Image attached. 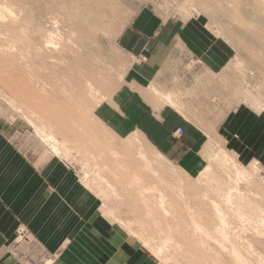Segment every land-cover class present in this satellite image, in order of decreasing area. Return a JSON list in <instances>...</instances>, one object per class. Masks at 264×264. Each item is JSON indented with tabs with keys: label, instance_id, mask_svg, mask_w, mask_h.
Returning <instances> with one entry per match:
<instances>
[{
	"label": "rangeland",
	"instance_id": "1",
	"mask_svg": "<svg viewBox=\"0 0 264 264\" xmlns=\"http://www.w3.org/2000/svg\"><path fill=\"white\" fill-rule=\"evenodd\" d=\"M201 1L0 0V52L3 50L0 53V66L6 64V66L0 67V131L10 140L17 151L30 160H39L44 163L43 161L54 157L63 167L68 169L78 183L89 191L91 197L96 199L98 212L102 218L110 223L113 232L118 235L121 250L130 247L136 253V264H176L177 262L178 264H189V262L190 264L193 262V264H212L213 262L209 259L211 254L208 253L206 247L200 246L199 249L196 247L199 245L194 243L195 240L192 239L194 237L190 232L175 233L172 242L169 243L171 246L164 247L163 254L155 250L157 245L161 243L160 239L163 238L164 234L162 233L164 232L161 233L153 225L147 224V217H143V208L140 207L139 202L135 201L137 198L136 189L134 188V190L133 186L129 184V186L124 184L132 179L128 169H135L140 163L138 160L132 159L134 157L133 151H131L132 157H129L126 152L125 157L128 160L124 159L125 167L122 162L116 161L107 152L111 146L119 148L123 142L133 136H139L138 142L143 144L148 153L157 151L164 157L162 159L164 166L161 169L164 170L163 172H167L165 176L167 190L172 194L182 192L185 197L187 195L188 198L185 200L188 199L187 202L196 212L200 209L197 200L198 194L201 195L206 191L210 196L212 193L214 195L218 183L225 188L226 176L228 174L233 176L234 174L231 172L235 168L241 169L243 173L241 181L243 183L241 182L239 186L242 199L238 194H235L234 198L237 197L238 204L242 203L243 211L245 210L244 212L250 215L252 221H248V218L241 220L236 215L237 204L223 205L225 212L230 210L229 213L226 212L229 223L234 222V224H229L227 229L229 235L232 234L230 236L233 241L237 243L241 241L239 244H245L244 240H246L253 245V248L255 247V251L245 252V256L252 264H256L255 260H260L262 256L264 259V250H262L264 246L259 245L261 243L258 242L260 238H263L264 241V220L263 223L258 222L264 219V149L259 154H242L240 149L236 147V142H227L222 132L227 118L235 111H245L254 115L264 114V37L258 35V33L264 32V0L261 2L260 0H203L207 3L204 5ZM204 7L205 9H203ZM38 29L52 30V35H59L54 37V41H57V44L55 42L54 45L57 47L53 45L48 49L46 48L44 51L46 55L44 54L43 57L38 56L39 53L35 50V44L31 38V35ZM251 33H255V36ZM245 34L251 35V38H248L247 35L246 37ZM143 56L146 57L147 61L142 59ZM88 57L91 58V62H89L90 58L88 59ZM151 61L156 63V66L150 72L153 64ZM91 66L93 67L91 68ZM75 67L80 70L77 69L79 71L77 74ZM147 73L150 74V79H146L144 76ZM151 74H153L152 77ZM83 75H87L86 77L89 75L88 78H91L89 82L92 81L93 86L97 85L98 94L101 97L96 95L94 99L91 95V97L88 96L87 88L85 89L86 85H84L85 79L88 78ZM54 76L57 79H54ZM147 76L149 75L147 74ZM21 78L27 82V85L24 83L25 89L24 86H19L24 85ZM94 78L101 82H96ZM44 79L46 80L44 81ZM51 79L55 81H51ZM8 81L11 83L9 84ZM35 83L37 85H34ZM51 83L55 84L54 87ZM57 84L64 85L67 90L64 89L62 92L63 89H60L59 91L61 87ZM4 85H8V87ZM12 86H15L13 88L16 89V92L18 89V94L31 96L16 95ZM32 86H36L41 94L36 92L35 87L33 89ZM41 87H44V90ZM6 88L13 90L19 100L25 99L23 102H27L26 105L23 102L19 104L22 100L17 101L16 96H13V99V92ZM58 91L64 93L65 96ZM79 91L80 93H78ZM7 93H10L9 96ZM33 95L34 98H32ZM68 95L70 99L67 98ZM130 96H136L137 102L140 100L141 104L146 99L149 101L153 99L154 107L158 104H164L170 108V111L178 112L187 121L186 124L190 127V135L193 138L198 135V129L201 131L199 132L200 136H197V141L200 139V146L191 151H186L180 141L176 140L175 148L169 153H164L154 147L136 126V122L133 121L134 115L132 116L127 107L124 106ZM168 97L176 102L174 107L168 103ZM8 100L16 102L12 103ZM97 100L99 103L96 102ZM32 102H35V105L38 103L42 107L44 103L45 108H43L45 110L41 106H35ZM22 103L23 105H21ZM27 104H32L31 108L29 107L31 110L23 107ZM80 104L81 107H79ZM33 105L37 108H34ZM70 108L71 113H68ZM29 111L36 112L31 114ZM41 116L44 117L43 120L51 116L47 120L48 123L51 122L54 128H48L41 124L39 121ZM74 117L77 122L73 119L76 125L71 120ZM86 118L90 121L87 122ZM28 120L33 121L32 123L37 125L38 130ZM47 120L44 121L47 122ZM89 126L93 130H89L91 129ZM41 130L57 136L58 146L62 148L58 153L51 151L48 142L44 141L40 135ZM80 130L85 131V133L82 134ZM86 131L90 136L86 134ZM85 135L86 138L88 137L87 139H85ZM59 138L66 140L67 143L64 142V144L66 149L68 148L67 152L60 145L61 139L59 140ZM89 138L96 140L94 142V139ZM84 140H90L97 148L89 141ZM82 144H84V148ZM87 146L93 157L90 155L88 157L83 156L84 153L78 151L82 149L86 153L88 151L85 150L88 148ZM102 152L106 154L103 155L104 157ZM97 153L99 157L96 155ZM95 157L98 158L97 163L99 162L101 163L100 166L104 165L105 167L104 170V167H101V174L112 184L114 183L112 189L122 191L121 194L118 191L113 194L103 192L105 184L94 173L96 172V167H93L94 161L97 159ZM232 162L236 164L234 167L231 166ZM122 168H125L124 173ZM111 171H114L115 174H122L117 179L120 182L113 178L115 176L110 175L112 174ZM123 175L124 177H122ZM204 177H206L207 182L203 181ZM170 185L176 186L172 188ZM122 186L125 187L124 191ZM105 188L110 189L107 186ZM135 204L140 207H138V212L133 207ZM168 221L172 225L173 221L171 219ZM162 223L164 225V222ZM254 226H260L262 229L259 228V230L261 231L256 232ZM151 230L152 233H150ZM174 242L177 244L180 242V250L176 248ZM124 252L122 251L121 254L125 255ZM203 255L204 258H202ZM52 257L53 255L47 252L28 228L21 223L14 228L9 240L0 248V262L6 261L5 264H8L7 261L12 264H50ZM224 257L225 259H223ZM221 258L223 261L227 260L224 255ZM204 259H208L209 262L205 263L206 260L204 261Z\"/></svg>",
	"mask_w": 264,
	"mask_h": 264
},
{
	"label": "crops",
	"instance_id": "2",
	"mask_svg": "<svg viewBox=\"0 0 264 264\" xmlns=\"http://www.w3.org/2000/svg\"><path fill=\"white\" fill-rule=\"evenodd\" d=\"M139 101L130 96L124 106L154 147L169 153L176 140L186 151L200 146L201 131L193 138L178 112L164 104L154 107L153 99ZM178 127L183 131L179 136L174 134ZM222 132L227 142H236L240 153L259 154L264 149V114L235 111ZM43 162L22 155L0 131V248L21 223L53 255L50 264H136V253L130 247L121 250L118 235L99 214L89 191L56 158Z\"/></svg>",
	"mask_w": 264,
	"mask_h": 264
},
{
	"label": "bare ground",
	"instance_id": "3",
	"mask_svg": "<svg viewBox=\"0 0 264 264\" xmlns=\"http://www.w3.org/2000/svg\"><path fill=\"white\" fill-rule=\"evenodd\" d=\"M234 1V0H233ZM240 1V0H239ZM254 1V0H253ZM49 2V1H48ZM52 2V1H51ZM50 2V3H51ZM200 2V1H199ZM201 2H203V0L201 1ZM260 2H261V0H260ZM263 2V1H262ZM204 3L205 4H207L205 1L203 2V5H204ZM75 4V3H74ZM239 4H240V2H239ZM201 5V4H200ZM241 5V4H240ZM73 6V5H72ZM202 6V5H201ZM206 6V5H205ZM239 6V5H238ZM238 6H236V7H238ZM64 7V6H63ZM66 7V6H65ZM74 8V7H73ZM238 8H240V7H238ZM75 9V8H74ZM203 9H205V7L203 8ZM237 9V8H236ZM241 9V8H240ZM259 9V8H258ZM70 10V9H69ZM238 11H239V9H237ZM243 10V9H242ZM242 10H240V11H242ZM263 10V9H262ZM75 11V10H74ZM52 13V12H51ZM261 13V12H260ZM2 14V13H1ZM55 14V13H54ZM69 14V13H68ZM242 14V13H241ZM10 15V14H9ZM11 16V15H10ZM2 17V16H1ZM17 17V16H16ZM15 17V18H16ZM68 17V16H67ZM262 17V16H261ZM6 18V17H5ZM30 18V17H29ZM87 18V17H86ZM264 18V17H263ZM39 19V18H38ZM37 20V19H36ZM56 20V19H55ZM3 21V20H2ZM5 21V20H4ZM54 21V20H53ZM264 21V20H263ZM47 23V22H46ZM58 23V22H57ZM73 23V22H72ZM58 25V24H57ZM247 26H249V25H247ZM246 26V27H247ZM72 27V26H71ZM57 28V27H56ZM244 28V27H243ZM54 29V28H53ZM58 29V28H57ZM94 29V28H93ZM246 29V28H245ZM251 29V28H250ZM34 30V29H33ZM98 30V29H97ZM243 30V29H242ZM256 30V29H255ZM254 30V31H255ZM14 31V30H13ZM54 31V30H53ZM57 31V30H56ZM246 31H248V30H246ZM251 31V30H250ZM6 32V31H5ZM30 32H32V31H30ZM34 32V31H33ZM258 32H259V30H258ZM54 33V32H53ZM59 33V32H58ZM248 33V32H247ZM257 33V32H256ZM26 34V33H25ZM29 34V33H28ZM252 34V33H251ZM255 34V33H254ZM254 34H252V35H254ZM58 35V34H57ZM57 35H52V30L51 31H48V30H43V29H38V31H36L33 35H31V38L33 39L32 41H34V44H35V50L39 53L38 54V56H45L46 55V53H44V51L46 50V48L48 49V47H52L54 44H55V42H56V44H57V41H54V39L56 38V37H58ZM73 35V34H72ZM247 34H245V36H246ZM258 35H260V36H263L264 37V32H261L260 34L258 33ZM67 36V35H66ZM71 36V35H70ZM84 36V35H83ZM248 36V38H251V35H247ZM246 36V37H247ZM255 36V35H254ZM253 36V37H254ZM28 37H30V36H28ZM55 37V38H54ZM259 37V36H258ZM30 38V39H31ZM67 38V37H66ZM7 39V38H6ZM68 39V38H67ZM66 39V41H68ZM71 40V39H70ZM69 40V41H70ZM6 41V40H5ZM61 41V40H60ZM63 42V41H62ZM69 43V42H68ZM70 43H72V42H70ZM55 46V45H54ZM67 46V45H66ZM74 46V45H73ZM55 47H57V45L55 46ZM54 48V47H53ZM71 48V47H70ZM86 48V47H85ZM3 49H4V46H3ZM6 49V48H5ZM68 49V48H67ZM74 49V48H73ZM72 49V50H73ZM10 50V49H9ZM55 50V49H54ZM65 50V49H64ZM6 51V50H5ZM4 51V52H5ZM48 52H49V50H47ZM51 51V50H50ZM74 51V50H73ZM72 51V52H73ZM82 51V50H81ZM1 52H3V50L1 51ZM0 52V53H1ZM7 52V51H6ZM64 52V51H63ZM77 52V51H76ZM88 52V51H87ZM51 53V52H50ZM45 54V55H44ZM49 54V53H48ZM50 55V54H49ZM61 55H63V54H61ZM8 56H9V54H8ZM85 56H86V54H85ZM93 56V55H92ZM87 57V56H86ZM91 57V56H90ZM90 57H88V59L90 58ZM8 59V61H10L9 60V58H7ZM47 59V58H46ZM50 59V58H49ZM84 59V58H83ZM86 59V58H85ZM93 59V58H92ZM95 59V58H94ZM45 60V59H44ZM52 60H53V57H52ZM96 60V59H95ZM21 61V60H20ZM49 61V60H48ZM84 61V60H83ZM39 62V61H38ZM50 62H53V61H50ZM54 62H56V61H54ZM53 62V63H54ZM89 62H91V58H90V61ZM95 62V61H94ZM1 63V62H0ZM69 63V62H68ZM84 63V62H83ZM86 63H87V61H86ZM25 64H27V63H25ZM47 64V63H46ZM62 64H64V63H62ZM71 64V63H70ZM94 64V63H93ZM97 64V63H96ZM6 66V64L4 65V64H1V66ZM18 65V64H17ZM50 65V64H49ZM52 65V64H51ZM54 65V64H53ZM52 65V66H53ZM80 65V64H79ZM88 65V64H87ZM99 65V64H98ZM0 66V67H1ZM39 66V65H38ZM62 66H64V65H62ZM75 66V65H74ZM73 66V67H74ZM28 67V66H27ZM36 67V66H35ZM51 67V66H50ZM77 67V66H76ZM75 67V69H76V74L77 73H79V69L78 68H76ZM84 67V66H83ZM93 66H91V68H92ZM4 68V67H3ZM3 68H1V70L3 69ZM24 68V67H23ZM38 68V67H37ZM48 68V67H47ZM53 68V67H52ZM56 68H58V67H56ZM95 68V67H94ZM30 69V68H29ZM50 69V68H49ZM55 69V68H54ZM74 69V68H73ZM79 71H78V70ZM88 69V68H87ZM98 69V68H97ZM102 69V68H101ZM21 70V69H20ZM23 70H25V69H23ZM32 70V69H31ZM30 70V71H31ZM53 70V69H52ZM91 70V69H90ZM3 71V70H2ZM5 71V70H4ZM33 71V70H32ZM41 71V70H40ZM44 71V70H43ZM51 71V70H50ZM67 71V70H66ZM78 71V72H77ZM98 71V70H97ZM103 71V70H102ZM9 72V71H8ZM16 72V71H15ZM26 72V71H25ZM27 72H28V70H27ZM37 72V71H36ZM104 72V71H103ZM23 73V72H22ZM54 73H57V72H54ZM90 73V72H89ZM93 73H94V70H93ZM98 73V72H97ZM3 74V73H2ZM20 74V73H19ZM25 74V73H24ZM37 74V73H36ZM40 74V73H39ZM38 74V75H39ZM52 74V73H51ZM83 74H84V72H83ZM85 74H87V73H85ZM101 74V73H100ZM105 74V73H104ZM1 75V74H0ZM5 75V74H4ZM21 75V74H20ZM43 75V74H42ZM45 75V74H44ZM54 75V74H53ZM57 75V74H56ZM67 75V74H66ZM95 75V74H94ZM102 75V74H101ZM11 76H13V75H11ZM25 76V75H24ZM33 76V75H32ZM35 76V75H34ZM60 76V75H59ZM72 76V75H71ZM84 76V75H83ZM87 76V75H86ZM86 76H84L85 78H88L89 77V75H88V77H86ZM90 76H92V75H90ZM15 77V76H14ZM17 77V76H16ZM42 77V76H41ZM46 77V76H45ZM50 77H51V75H50ZM49 77V78H50ZM82 77V76H81ZM83 77V78H84ZM93 77V76H92ZM100 77V76H99ZM6 78H8V77H6ZM5 78V79H6ZM18 78H20V77H18ZM56 77L54 76V79H55ZM62 79H63V77H61ZM69 78H71V77H69ZM27 79V78H26ZM36 79V78H35ZM52 80L51 79V81H55V80ZM57 79V78H56ZM66 79V78H65ZM91 79V78H90ZM90 79L88 78L87 80L85 79V84L84 85H86L85 86V89L87 88V90H86V92H88V96H92L94 99H95V97H96V95H99L98 93H99V89H97V85L94 87L93 86V84H91V82H89L90 81ZM101 79V78H100ZM102 79H103V76H102ZM15 80H17V79H15ZM21 80H23L22 78H21ZM29 80V79H28ZM42 80V79H41ZM46 79H44V81H45ZM60 80V79H59ZM59 80H58V82H59ZM64 80V79H63ZM62 80V81H63ZM71 80V79H70ZM93 80V79H92ZM94 80H95V78H94ZM38 81H39V79H38ZM49 81V80H48ZM47 81V82H48ZM50 81V82H51ZM83 81H84V79H83ZM96 81V80H95ZM35 82V81H34ZM46 82V83H47ZM49 82V83H50ZM57 82V81H56ZM56 82H54L55 84H56ZM65 82V81H64ZM74 82V81H73ZM96 82H98V81H96ZM101 81H99L98 83H100ZM1 83V82H0ZM8 83H9V81H8ZM7 83V84H8ZM11 83V82H10ZM9 83V84H10ZM17 83V82H16ZM26 84L27 82H24V80H23V84ZM45 83V84H46ZM53 83V82H52ZM51 83V84H52ZM71 83V82H70ZM84 83V82H83ZM93 83V82H92ZM3 84V83H2ZM25 84L24 85H19V86H21V87H23L24 86V89H25ZM40 84V83H39ZM54 84V85H55ZM105 84H106V82H105ZM13 85V84H12ZM27 85V84H26ZM32 85V84H31ZM34 85H37L36 83L34 84ZM53 85V84H52ZM51 85V86H52ZM54 85L52 86V87H54ZM58 85V84H57ZM70 85V84H69ZM72 85V84H71ZM76 85V84H75ZM78 85V84H77ZM80 85V84H79ZM78 85V86H79ZM103 85V84H102ZM4 86H7L8 87V85H4ZM44 86V85H43ZM58 86H60V85H58ZM10 87V86H9ZM13 87H15V86H12V88ZM33 87V86H32ZM35 87V89H36V92L38 91V92H40L37 88H36V86H34ZM34 87H33V89H34ZM55 87H57V86H55ZM61 88H59V91H60V89H63V91L62 92H64V89L65 90H67L66 88H64L65 86L64 85H62V86H60ZM103 87V86H102ZM11 88V87H10ZM10 88H6L7 90H11ZM18 88V87H17ZM27 88H30V87H27ZM26 88V89H27ZM42 88V87H41ZM44 88V87H43ZM42 88V89H43ZM70 88V87H69ZM81 88V87H80ZM83 88V87H82ZM81 88V89H82ZM54 89V88H53ZM53 89H52V91H53ZM57 89V88H56ZM84 89V88H83ZM5 90V89H4ZM13 90H14V88H13ZM13 90H11L12 92H13ZM16 90V89H15ZM14 90V92L16 93V95L18 94L17 92H18V89H17V92ZM31 90H32V88H31ZM44 90V89H43ZM43 90H41L42 92H43ZM55 90V89H54ZM58 90V89H57ZM74 90V89H73ZM20 91V90H19ZM22 91H23V89H22ZM30 91V90H29ZM58 91V92H59ZM76 91V90H75ZM81 91V90H80ZM80 91L78 92V93H80ZM103 91V90H102ZM11 92V93H12ZM14 92L12 93V98H13V96L15 97L16 95L14 94ZM26 92V91H25ZM32 92H33V90H32ZM68 92V91H67ZM77 92V91H76ZM29 94H30V92H28ZM47 93V92H46ZM53 93H55V92H53ZM60 94H64V93H61V92H59ZM58 93V94H59ZM10 94V93H9ZM9 94L7 93V95L9 96ZM14 94V95H13ZM19 94H21V93H19ZM18 94V95H19ZM26 94V93H25ZM32 94V93H31ZM40 94H41V92H40ZM43 94H44V92H43ZM23 94H21V96H22ZM46 95H48V94H46ZM49 95H50V93H49ZM70 95V97H71V94H69ZM69 95L67 96V98L69 97ZM1 96V95H0ZM21 96H19V97H21ZM25 96H29V95H25ZM24 95L22 96V97H25ZM31 96V95H30ZM29 96V97H30ZM37 96H40V95H38L37 94ZM64 96H65V94H64ZM90 96V97H91ZM21 97V98H22ZM29 97H27V98H29ZM44 97H45V95H44ZM62 97V96H61ZM70 97H69V99H70ZM99 97H101L100 95H99ZM164 97V96H163ZM32 98H34V95H33V97ZM42 98H43V96H42ZM41 97H40V99H42ZM57 98V97H56ZM65 98V97H64ZM63 98V99H64ZM66 98V99H67ZM72 98V97H71ZM86 98V97H85ZM104 98V97H103ZM5 99V98H4ZM14 99V98H13ZM15 99H18L17 98V96L15 97ZM36 99V98H35ZM38 99H39V97H38ZM53 99H55V98H53ZM53 99H52V102H53ZM61 99V98H60ZM82 99V98H81ZM84 99V98H83ZM92 99V98H91ZM98 99V98H97ZM102 99V98H101ZM105 99V98H104ZM169 101H168V103H170L171 104V106H175L176 104V102H174L171 98H167ZM20 100H22V99H20ZM19 99L17 100V101H20ZM23 100H25V99H23ZM23 100L22 101H20L19 102V104L21 103V102H23ZM58 100V99H57ZM89 100V99H88ZM100 100V99H99ZM166 100V99H165ZM178 100V99H177ZM6 101V100H5ZM9 101H11V100H8V102ZM30 101H33V100H30ZM62 101V100H61ZM12 102V101H11ZM13 102H16V101H13ZM12 102V103H13ZM43 102H45V101H43ZM55 102V101H54ZM65 102V101H64ZM83 102V101H82ZM85 102H86V100H85ZM97 103H99L98 102V100L96 101ZM95 102V104H97ZM24 103V102H23ZM23 103L21 104V105H23ZM25 103H27V102H25ZM24 103V104H25ZM30 103V102H29ZM33 103V102H32ZM35 103V102H34ZM33 103V104H34ZM74 103V102H73ZM73 103H71V104H73ZM61 104V103H60ZM70 104V105H71ZM86 104V103H85ZM177 104H178V102H177ZM26 105V104H25ZM29 105V106H28ZM32 104H27V106H28V108H27V106H23V107H26V109L28 110L29 109V107L31 106ZM35 105V104H34ZM33 105V107L34 108H37L39 105H38V103H36V105L35 106H37V107H35ZM45 105H47L46 104V102H45ZM51 105V104H50ZM58 105V104H57ZM64 105V104H63ZM67 105V104H66ZM74 106H75V104H73ZM15 106H17V105H15ZM41 106V105H40ZM39 106V107H40ZM55 106V105H54ZM60 106V105H59ZM77 106H79V105H77ZM76 106V107H77ZM178 106V105H177ZM21 107V106H20ZM19 107V108H20ZM43 107L45 108V106H44V103H43ZM42 106H41V108H43ZM79 107H81V104H80V106ZM78 107V108H79ZM18 108V107H17ZM22 108V107H21ZM31 108V107H30ZM43 108V109H44ZM55 108V107H54ZM53 108V109H54ZM51 109V108H50ZM63 109H65V108H63ZM62 109V110H63ZM80 109V108H79ZM29 110H31V109H29ZM33 110H35V109H33ZM40 110V109H39ZM39 110H36V111H39ZM45 110V109H44ZM81 110V109H80ZM83 110V109H82ZM36 111H29V112H31V114L33 113V112H36ZM68 111H70V112H68ZM68 113H71V108H70V110L68 109ZM78 111V110H77ZM84 111V110H83ZM82 111V112H83ZM42 112H45V111H42ZM52 112V111H51ZM81 112V111H80ZM79 112V113H80ZM81 112V113H82ZM85 112H87L86 110H85ZM75 113H76V110H75ZM80 113V114H81ZM77 114V113H76ZM72 115H73V112H72ZM82 115H86V114H82ZM46 117V116H45ZM58 117V116H57ZM89 117V116H88ZM43 118L44 117H39V121L41 122V124H43L44 126H46V127H48V128H50V127H52V125H51V122L50 123H48L49 121V118H51V116L49 117V118H47V119H44V120H47V122H45L44 120H43ZM53 118H55L56 119V117H53ZM28 119V118H27ZM75 120V117L74 118H72L71 120L73 121V123L75 124V122H76V120H75V122H74V120ZM88 118H86V121L88 122V121H90V120H87ZM90 119V118H89ZM61 120V119H60ZM70 120V121H71ZM83 120V119H82ZM29 121V123H31V125L33 124L34 125V127L38 130V128H37V125H35L34 123H32L33 121H30V120H28ZM69 121V122H70ZM78 121V120H77ZM85 121V120H84ZM85 121V122H86ZM68 122V123H69ZM82 122V121H81ZM45 123H46V125H45ZM53 123V122H52ZM77 123V122H76ZM79 123V122H78ZM84 123V122H83ZM54 124V123H53ZM58 125V124H57ZM60 125V124H59ZM76 125V124H75ZM86 125H87V123H86ZM92 125V124H91ZM81 126V125H80ZM85 126V125H84ZM62 127V126H61ZM75 127V126H74ZM90 127V126H89ZM52 128H54V127H52ZM86 128V127H85ZM91 128V127H90ZM73 129V128H72ZM78 129H80L79 127H78ZM77 129V130H78ZM88 129V128H87ZM89 130H93L92 128L91 129H89ZM88 130V131H89ZM95 130V129H94ZM81 131V130H80ZM84 131V130H83ZM88 131H86L87 133L86 134H88ZM71 132V131H70ZM82 132V131H81ZM40 135L42 136V138L44 139V141H46V142H48V144H49V146H50V148L52 149L51 151L53 152V153H58L59 151H60V149H62V148H59V141L57 140V136L55 137V134H53V133H51V132H46L45 130H41L40 131ZM83 133H85V131L84 132H82V134ZM98 133V132H97ZM63 134V133H62ZM65 134V133H64ZM71 134H73V133H71ZM81 134V133H80ZM92 134V133H91ZM76 135V134H75ZM89 136H90V134H88ZM97 135V134H96ZM139 135V134H138ZM62 136V135H61ZM68 136V135H67ZM84 136V135H83ZM101 136V135H100ZM73 137H75V136H73ZM138 137L139 136H133V137H131V138H129V139H127L126 140V142H123V144H121V146L118 148V147H116V148H114V147H112L111 146V148H109V150L107 151L108 152V154H110L111 156H112V158L114 157L115 158V160L116 161H119V162H122L123 164H124V159L126 158L125 157V154H126V152L128 153V156L129 157H132V155H131V151H133L134 152V157L132 158L133 160H138V162L140 163L139 165H137L136 167H135V169H128V166L130 165H128L126 168L128 169V170H130V172H129V175L131 176V180L130 181H127V182H125L124 184L125 185H127V186H133V189L135 188L136 189V195H137V198H135V201H137V202H139L138 204L140 205V207L141 208H143V217H147L146 219H147V224L148 225H150L151 224V226L153 225L154 227H155V229L157 228V230L158 231H161V233H162V231L164 232V233H162V234H164L163 235V238L161 237V243L159 244V245H157V247H156V251L158 252V253H162L163 254V248L164 247H166V246H168V247H170L171 245L169 244V243H171L172 241L171 240H173V236H174V234L175 233H177V234H179V232H181V233H186V232H190L191 233V235H192V237H194V238H192L193 240H195L194 241V243H196V244H198L199 246H196L197 248L198 247H202V248H205L206 247V250L208 251V253H210L211 254V258H209L210 260H211V262H213L212 264H252L251 263V261L245 256V252H248V253H250V252H252V251H255L254 250V248H253V245L249 242V241H246V240H244V243L245 244H239V242H241V241H239L238 243L236 242V241H233V239L231 238V236H232V234H230L229 235V232H228V229H227V227L229 226V220H228V216L226 215V212L227 213H229L228 211H230V210H228V211H226L225 212V210L223 209V205H231L232 206V204H237L236 205V209H235V211H237V216L242 220V219H246L247 220V218H248V221H252V218L250 217V215L248 214V213H246V212H244L243 211V206H241V204H238V201H237V197H235L234 198V195L235 194H238L239 196L241 195L240 193H241V191H240V186H239V184L242 182L243 183V181H241L242 180V175H243V173H242V171H241V169H238V168H235L234 169V171L233 172H231V173H233L234 175L233 176H231V175H229L228 174V176H226L227 177V179H226V181H224L225 182V188L223 187V186H221V185H219V183H218V186H217V191L215 192V194L213 195V193H212V196H210L209 195V193H206V191H205V193H202L201 195H197V200H198V203H199V205H200V209L198 210V212H196L195 211V209L193 208V207H191L190 206V204L187 202V200L188 199H186L185 200V198H188V196L186 195V197L182 194V192L180 193H178V194H172V193H169V191L167 190L168 189V186L165 184V176H166V173L165 172H163L164 170H162L161 169V167L162 166H164V164H163V162H164V160H162L164 157L160 154V153H158L157 151L156 152H149L148 153V151H146L145 150V147L143 146V144H141V143H139L138 141H139V139H138ZM62 138H63V136H62ZM82 138V137H81ZM88 138V137H87ZM86 138V135H85V139H87ZM61 138H59V140H60ZM78 139V138H77ZM83 139V138H82ZM89 139H94V138H89ZM95 140L96 139H94L93 141L95 142ZM84 141H89L90 142V140H84ZM144 141V140H143ZM64 142L65 143H67L66 142V140L65 139H61L60 140V145H62L63 146V149H64V151H66V150H68V148L66 149V147H65V144H64ZM97 142H99L98 140H97ZM96 142V143H97ZM111 142V141H110ZM91 143V142H90ZM92 144V143H91ZM94 144V143H93ZM92 144V145H93ZM100 144V143H99ZM113 144V143H112ZM84 144H82V146H83ZM87 145V144H86ZM85 145V146H86ZM120 145V144H119ZM118 145V146H119ZM89 146H90V144H89ZM94 146V145H93ZM92 146V147H93ZM114 146H116V145H114ZM73 147V146H72ZM88 147V146H87ZM91 147V148H92ZM95 147V146H94ZM103 147V146H102ZM109 147V146H108ZM107 147V148H108ZM81 148V147H80ZM83 148H84V146H83ZM95 148H97V147H95ZM77 149V148H76ZM104 149V148H103ZM81 150V151H80ZM80 150H78L80 153L81 152H83L82 154H83V156L84 155H86L87 157H88V155H90L91 157H93L92 155H91V152L89 151V147L87 148V149H85V150H88V151H86V153H85V151L83 150L82 151V149H80ZM102 150V149H101ZM71 151H73V149H71ZM92 151V150H91ZM98 151V150H97ZM105 151H106V149H105ZM67 152V151H66ZM75 152V151H74ZM96 152V151H95ZM110 152V153H109ZM99 154H100V152H98ZM96 154L97 156L99 155V154ZM106 153V152H105ZM103 155H106V154H104V152H102V156ZM80 156V155H79ZM81 157H82V155H81ZM80 157V158H81ZM90 157V158H91ZM99 157V156H98ZM101 157V156H100ZM104 157V156H103ZM102 157V158H103ZM95 158H97V157H95ZM108 158V157H107ZM111 158V157H110ZM113 158V159H114ZM86 159H88V158H86ZM86 159H84V160H86ZM92 159V158H91ZM127 159V158H126ZM89 160V159H88ZM87 160V161H88ZM97 160H98V158L96 159V161H94L95 163V165L93 166V167H96L95 168V171L96 172H94V173H96V175L97 176H99L102 180H103V183L105 184V187L107 186V187H109L110 189H107V188H105L104 187V191L103 192H109V193H111V194H113L114 192L115 193H117V191L118 190H115V189H112V187H113V184L108 180V179H106V177H104V175L103 174H101V171H102V169H101V167L103 166L104 167V165H101L100 166V164L101 163H97ZM102 160V159H101ZM106 160V159H105ZM108 160H110V159H108ZM115 160H113V161H115ZM128 160V159H127ZM142 160V161H141ZM104 161V160H103ZM224 162H225V160H223ZM86 162V161H85ZM84 162V163H85ZM88 162H90V161H88ZM127 162V161H126ZM125 162V163H126ZM142 162H144V163H142ZM129 163V162H128ZM93 164V163H92ZM99 164V165H98ZM87 165V164H86ZM236 164L235 163H233L232 162V167H234ZM88 166V165H87ZM105 166L107 167V165L105 164ZM130 166H132V164L130 165ZM229 166V165H228ZM102 167V168H103ZM124 167H125V164H124ZM133 168H134V166H133ZM105 169V167L103 168V170ZM125 168H122V171L124 170ZM226 169V168H225ZM227 169H228V167H227ZM92 171V170H91ZM126 171V170H125ZM126 171V172H127ZM103 173H104V171H103ZM110 173H112V174H110V175H113V176H115V177H113L114 179H116V181H117V179H119L118 177H121V175H119L118 173H116L115 174V172L114 171H111ZM123 173H124V171H123ZM165 173V174H164ZM85 174V173H84ZM225 174V173H224ZM128 175V174H127ZM128 175V176H129ZM227 175V174H226ZM122 177H124V175L122 176ZM92 178V177H91ZM109 178V177H108ZM148 180H150V182H148ZM212 180V179H211ZM215 180V179H214ZM94 181V180H93ZM99 181H100V179H99ZM203 181L205 182H207V180H206V177H204L203 178ZM97 182V181H96ZM117 182H120V181H117ZM116 183V182H115ZM101 184H102V182H101ZM129 184V185H128ZM196 184V183H195ZM115 185H117V184H115ZM123 185V184H122ZM124 185V186H125ZM177 185V184H176ZM176 185H170L172 188L174 187V186H176ZM124 186H122L123 188H122V190L123 189H125V187ZM121 187V186H120ZM103 188V187H102ZM132 188V187H131ZM214 188V187H213ZM120 189V188H119ZM134 189V190H135ZM243 189H245V188H243ZM127 190V189H126ZM125 190V191H126ZM133 190V191H134ZM190 190V189H189ZM124 191V190H123ZM211 191V190H210ZM245 191V190H244ZM247 192H248V190H246ZM119 193L120 192H122V191H118ZM128 192V191H127ZM204 192V191H203ZM196 193V192H195ZM194 193V194H195ZM121 194V193H120ZM197 194V193H196ZM125 196H127V195H125ZM192 196V195H191ZM195 196V195H194ZM196 197V196H195ZM194 197V198H195ZM127 198V197H126ZM240 199H242V197L240 196ZM196 200V199H195ZM129 201V200H128ZM185 201V202H184ZM234 201H236V202H234ZM128 203V202H127ZM134 203V202H133ZM190 203H191V201H190ZM130 204V203H129ZM198 205V206H199ZM132 207V206H131ZM134 207V209L137 211V210H139V206H137V204H135V206H133ZM139 207V208H138ZM234 209V208H233ZM138 212V211H137ZM262 213V212H261ZM233 214V213H232ZM263 214V213H262ZM138 215V214H137ZM235 215V214H234ZM249 215V216H248ZM139 216V215H138ZM263 217V216H262ZM169 219H171L173 222L171 223L172 225H170V223H169V221L167 222V220H169ZM238 219V218H237ZM239 219V220H240ZM260 219V218H259ZM144 220V219H143ZM238 220V221H239ZM240 220V221H241ZM264 219H262L261 221L259 220L258 222H262ZM162 222H164V225H162L163 223ZM236 222H237V220H236ZM246 221H244V223H245ZM233 224H234V222H232ZM231 223V224H232ZM240 223V222H239ZM247 223V222H246ZM263 223V222H262ZM230 224V225H231ZM240 224H243L242 222L240 223ZM250 224V223H249ZM255 225V224H254ZM259 225V224H258ZM264 225V224H263ZM262 225V226H263ZM147 227V226H146ZM264 227V226H263ZM149 228V227H148ZM182 228V229H181ZM229 228V227H228ZM232 228H234V227H232ZM239 228V227H238ZM252 228V227H251ZM254 228V230L256 231V232H260L261 230H259V228H260V226L258 227V226H254L253 227ZM181 229V230H180ZM260 229H262V228H260ZM154 230V229H153ZM229 231H231V230H229ZM242 231H243V229H242ZM143 232H144V230H143ZM232 232V231H231ZM245 232V231H244ZM254 232V231H253ZM252 232V233H253ZM264 232V231H263ZM150 233H152V230H151V232ZM158 233V232H157ZM180 233V234H181ZM233 233V232H232ZM139 235H140V233H138ZM155 234V233H154ZM177 234H176V236H177ZM189 234V233H188ZM237 234V233H236ZM245 234V233H244ZM250 234V233H249ZM258 234V233H257ZM261 234V233H260ZM142 235V234H141ZM190 235V234H189ZM235 235V234H234ZM158 236H160V235H158ZM157 236V237H158ZM182 236V235H181ZM148 237V236H147ZM151 237V236H150ZM150 237H148V238H150ZM234 237V236H233ZM253 237V236H252ZM145 238H146V236H145ZM152 238V237H151ZM235 238V237H234ZM248 238V237H247ZM254 238H255V236H254ZM258 238V237H257ZM147 239V238H146ZM158 239V240H159ZM177 239V238H176ZM237 239V238H236ZM239 239V238H238ZM252 239V238H251ZM152 240V239H151ZM154 240V239H153ZM152 240V241H153ZM159 240V241H160ZM240 240V239H239ZM144 241V240H143ZM145 241H147V240H145ZM150 241V240H149ZM171 241V242H170ZM257 241V240H256ZM253 242V241H252ZM255 242V241H254ZM258 242H260L261 244H259V245H261V246H264V241H263V238H260L259 240H258ZM159 243V242H158ZM168 243V244H167ZM180 243V242H179ZM179 243L177 244L176 242H174V244H175V246H177L176 248L177 249H179L180 248V246H179ZM167 244V245H166ZM182 244V243H181ZM211 244H213V245H211ZM149 245H150V242H149ZM258 245V246H259ZM257 246V247H258ZM151 247V246H150ZM153 247V246H152ZM168 247H167V249H168ZM192 247H193V244H192ZM196 247H195V249H196ZM155 248V247H154ZM172 248V247H171ZM174 248V247H173ZM202 248H201V250H202ZM260 248V247H259ZM150 249V248H149ZM199 249V248H198ZM261 249V248H260ZM165 250V249H164ZM175 250V249H174ZM180 250V249H179ZM256 250H258V249H256ZM262 250H264V249H262ZM167 251V250H166ZM205 251V250H204ZM175 252V251H174ZM198 252V251H197ZM155 253V252H154ZM185 253H186V251H185ZM189 254V253H188ZM202 254H204V253H202ZM256 254H257V252H256ZM260 254V253H259ZM154 255V254H153ZM179 255V254H178ZM190 255V254H189ZM226 256V258H227V260H221L222 258V256ZM258 255V254H257ZM160 256V255H159ZM158 256V257H159ZM250 256V255H249ZM166 257V256H165ZM169 257V256H168ZM201 257V256H200ZM199 257V258H200ZM208 257V256H207ZM209 257H210V255H209ZM253 257H255V256H253ZM202 258H204V255L202 256ZM256 258V257H255ZM259 258V257H258ZM166 259V258H165ZM198 259V258H197ZM196 259V260H197ZM223 259H225V257L223 258ZM252 259H254V258H252ZM263 259V256H262V258L260 259V260H262ZM206 259H204V261H205ZM208 260V259H207ZM206 260V262L205 263H207V262H209V261H207ZM260 260H253L256 264H262V262H264L263 260L262 261H260ZM189 261H191V260H189ZM192 262V261H191ZM194 263V262H193ZM192 263V264H193ZM176 264H178V262L176 263ZM189 264H190V262H189ZM197 264V263H196ZM199 264V263H198ZM264 264V263H263Z\"/></svg>",
	"mask_w": 264,
	"mask_h": 264
},
{
	"label": "built area",
	"instance_id": "4",
	"mask_svg": "<svg viewBox=\"0 0 264 264\" xmlns=\"http://www.w3.org/2000/svg\"><path fill=\"white\" fill-rule=\"evenodd\" d=\"M182 132H183L182 129H181L180 127H178V128L175 130L174 134L177 135V136H179V135L182 134Z\"/></svg>",
	"mask_w": 264,
	"mask_h": 264
}]
</instances>
